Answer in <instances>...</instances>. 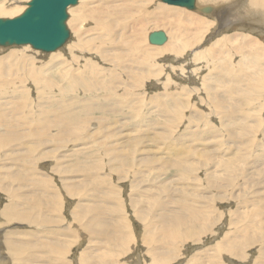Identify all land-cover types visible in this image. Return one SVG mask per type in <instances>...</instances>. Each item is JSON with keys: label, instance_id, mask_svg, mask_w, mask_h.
I'll list each match as a JSON object with an SVG mask.
<instances>
[{"label": "rangeland", "instance_id": "1", "mask_svg": "<svg viewBox=\"0 0 264 264\" xmlns=\"http://www.w3.org/2000/svg\"><path fill=\"white\" fill-rule=\"evenodd\" d=\"M28 1L0 0V18L19 15ZM230 1L205 4L215 7L212 15L196 11V16L211 22L210 30L197 36L188 25L197 21L196 16H174L170 9L162 13L160 0H146V6L79 0L67 10L70 38L56 51L44 53L30 45L0 47V136L12 140L0 149V209L9 203L5 193L23 199L28 188L38 194L50 189L35 210L33 224H25L23 231L36 234L32 243L40 254L25 264H59L62 258L43 252L40 233L50 235L54 246L70 248L64 256L68 264L147 262L142 234L154 239L155 257H166L170 264L264 260V77L246 81L243 92L237 83L249 49L239 41V28H220L213 16L221 10L234 13L230 8L234 0ZM81 2H87V8L75 21V7ZM16 5L21 9H14ZM100 19L105 29H99ZM161 29L170 39L166 49L152 47L147 39ZM225 34L233 40L230 47L211 45ZM254 36L264 42V36ZM169 52L180 55L175 60ZM199 52L200 59L195 60ZM260 56L261 65L264 53ZM215 64L222 67L218 77ZM15 70L21 84L11 83ZM233 83L237 84L230 97L221 94L215 99L236 104L234 116L245 120L247 128L244 139L227 143L224 121L209 112L205 92L220 94ZM245 97L255 110L244 117L238 102ZM232 120L227 123L229 132L234 129ZM220 150L227 151L226 158H220L224 154ZM234 153L240 158H233ZM174 157L182 161L178 167L161 165ZM32 167L39 170L34 176L48 179L27 181ZM131 200L137 202L135 208ZM83 209L87 211L80 212ZM178 213L193 217L179 230L163 218ZM89 230L104 235L92 238ZM168 231L179 238L170 239ZM234 243L241 247L233 257ZM0 254V263L14 264Z\"/></svg>", "mask_w": 264, "mask_h": 264}, {"label": "bare ground", "instance_id": "2", "mask_svg": "<svg viewBox=\"0 0 264 264\" xmlns=\"http://www.w3.org/2000/svg\"><path fill=\"white\" fill-rule=\"evenodd\" d=\"M115 1H132L134 3H138L140 6H146V0H112V2H115ZM217 1L218 2L223 1L222 5L226 4V2H227V4L231 2L230 0H196V4H195L196 9L195 10H187L183 7L167 5L165 3H162L163 5L159 4V8L162 11V13H165L166 9H170V10H173L174 16L180 15V14H185L188 17H194V16H196V11L200 12L199 9L201 7H203V5L209 4V2H217ZM2 3H0V5ZM83 3L84 2H81L79 4V7H78V5L75 7L76 11H77V13L74 14V16H73L75 21L77 20L79 13L81 15H84V13H85L84 10L87 8L88 3L87 2H85L84 4ZM197 3L200 6H198ZM2 6H3V4H2ZM2 6H0V9H3ZM20 6L21 5H19V6L16 5L14 9H16V7L18 8ZM210 6L212 7V13H216L217 11H215L216 9H214L215 7L212 5H210ZM71 7H73V6H71ZM71 7L69 6L67 8V10L70 11ZM230 8L232 11H234V13L233 12L229 13V11L221 10V11H218L219 15H213V16H215V19H216L214 21L216 23H220L219 24L220 28H223L226 26L232 27L233 25L236 26L237 28H239L241 30L239 33V34H241V39L239 41L245 43L249 49V55L250 56H245L244 60L242 61V66H244L245 70H239L242 72V75L237 78V83L243 85V88L241 90L243 92L245 90L244 86H245L246 81L258 80L259 77H261V76L264 77V64L260 65V60H261L260 53H262V52L264 53V42H262V40H259L260 37L258 39L256 36H254V33H256V35H258V36H262V37L264 36V0H245V1L244 0H234L232 2V5ZM20 9H21V7H20ZM22 10H23V7H22ZM212 13H210L209 15H212ZM197 14H198V12H197ZM200 15H204V14L201 13ZM200 15L196 16L197 21H190L188 24V25L194 27V29L196 30L197 36H201L209 28L210 23H211V22L205 20L207 18L201 17ZM205 15H207V14H205ZM66 25H69V18L66 21ZM105 28H106V26H105L103 20L100 19L99 29L102 30ZM210 28L208 29V31L210 30ZM156 31H162L165 33L164 29L156 30ZM156 31H152V32H156ZM246 31H249V32L247 33ZM148 35H147V39H148ZM165 36H166V40L163 44H161V45H151L150 44V45L156 49H166V47L170 46L171 43H170V39H169L167 33H165ZM214 43L219 44V47H230L233 44V40L228 38V35L225 34L220 39L213 42L211 45H213ZM177 48H179L178 45H177ZM206 49L207 48H205L203 51H205ZM176 55H180V54H178L177 52H169V56H171V57L173 56V59H175V60L177 58ZM200 56H201V53L199 52L195 55L194 59L195 60L200 59ZM17 64L22 67V70L25 74L29 75L30 77H33V75L30 73L29 69L26 67V64L23 61H18ZM197 69H200V68H197ZM213 70L216 71L215 77H218V76H220V72L222 71V67L220 64H215ZM181 73L182 72H180L179 74H181ZM190 73H191V71H190ZM193 73L194 72L192 71V74ZM13 74L16 76L17 71L16 70L13 71ZM194 74H196V73H194ZM235 75H236L235 72L231 73L230 75H228L226 77V81ZM34 79H35V82H39L38 79H36V78H34ZM11 83L21 84L22 79L20 77L16 76V80L11 81ZM237 83L231 84L230 87L225 86L224 89L222 90V93H220V94L217 91H210V92L206 91L205 92L206 97L210 103L207 105L210 108L209 112L211 111L213 114L218 115V117L222 121H224L223 128L227 131L228 136H229L228 137L229 140H227L228 141L227 143H229V141L230 142H236L239 140V138L241 139V137H243V139H244L246 137L245 130L247 128V122L243 119H240V118L234 116L235 111H236V104L230 102L226 98H220L217 100L215 98L220 96L221 94H225L227 97H230L232 94L230 89L234 86V84H237ZM193 91L196 92L197 90L196 91L193 90ZM233 91H235V90L233 89ZM248 103L249 102H248V99L246 97L241 98L239 100L238 106L243 111L241 113V115L247 114V116H249V115L251 116V114H253L252 112L250 113L249 111H252L255 109L250 108L248 106ZM256 104H258L259 107L261 106L259 104V102H256ZM258 105H256V108H258ZM194 111L196 113L198 111V109H195ZM200 113H201V111L199 112V114ZM239 117H240V115H239ZM201 118H202V116H201ZM204 118H202V120ZM231 118L233 119L231 121V125L234 126V129L230 130V132H229V130L227 128V123L230 121ZM198 119H200V118L198 117ZM234 119H238V120H234ZM239 126H241V127L243 126L244 128H240ZM5 136L8 138H12L11 134H6ZM11 141L12 140H6L5 138L0 136V149H4L7 145L10 144ZM248 148L249 147H245V149H244L246 156L249 154V152L247 154V151H246V150H249ZM226 152L227 151L221 152V150H220L219 153H224V154H222V156H220V158H226V156H225ZM240 152H242L241 148H240ZM232 157L233 158H240V156H238V154H236V153H234L232 155ZM176 158L177 157H174V160L171 158L173 161H169L166 159L162 162L161 165L165 166L166 168L178 167L182 163V161H181V159L175 160ZM243 158L246 160L245 157H243ZM2 160L3 159H1L0 161H2ZM162 168H164V167H162ZM38 171L39 170H37L36 172H38ZM34 172L35 171L33 170V167H32V170L30 171L29 175H27V177H26L27 181H32V180H43L44 181V180L48 179V178H44V177L38 178V177L34 176ZM30 174H32V177H28V176H30ZM186 179H188V178H186ZM182 181H183V179H182ZM189 181H190V179H189ZM190 184H192V183L190 182ZM28 190L30 191V193L27 194L26 197L23 199L20 198L19 196H17L16 193H13V192L5 193L4 194L5 196L8 195L9 203L6 205L5 208L2 207V209H0V252L3 253V258H6L5 259L6 261H7V258H11V260L13 261L14 264H25L26 260L28 262L29 261L34 262L37 258H39V255H40V254H38L36 244L32 243V240L34 237H36V234L34 232H31V231H23V230H25V229L27 230V227L25 226V224L31 225V224H33L34 220L37 218L35 216V210L39 204L43 203L49 197L50 189L43 190L40 194L35 192V190L33 188H28ZM144 190H146V189H144ZM167 190H169V189H167ZM105 191L107 192V190H105ZM105 191H103V192H105ZM170 191L173 194V190H170ZM174 192H175V190H174ZM102 193L99 194V196L101 197V200L104 199V198L102 199V196H101ZM99 196L97 197V199L99 198ZM247 200H249V198ZM184 201H182V203L178 202V204L183 205ZM250 201L252 202V199ZM96 202H98V200L94 201V204H96ZM187 202H185V203L187 204ZM131 203H132V205H134V208H135V204L137 202L133 200ZM248 203H250V202H248ZM253 205L254 204H252V206ZM239 208H240V206H239ZM236 210H237V208H236ZM240 210H239V212H240ZM85 211H87V209H83L80 212H85ZM229 213H231V212H229ZM250 213L251 212H249L248 214H250ZM187 215H189V214H187ZM235 215H237V214H235ZM189 216H190V218H186L183 213H178V214H172V215H169V216H166L163 218L166 220V222L170 226H172L174 229L179 230L181 227H187L186 225L189 224L188 220L193 218L191 215H189ZM249 217H252V216L250 215ZM45 221L50 223V227H51V222H52L51 218H47V219H45ZM214 224H215V222H214ZM22 226H24V227H22ZM121 227L124 229L126 227V225L124 223H122ZM7 228H13V230H8ZM89 233H91L92 238H94L96 235H104V231H101L100 233H96L95 231L89 230ZM40 234L42 237H44L42 240V243H41V248H42L43 252L44 253L55 252L62 257L60 259L59 264H68V260L65 262L64 256L68 255V251L70 250V248H68V246H66V244L61 245V246H54L52 244V242L49 240L50 235H47L46 233H40ZM167 235L172 240L179 238L174 232L168 231ZM141 237H142V239H141L142 245L141 246L142 247L144 246L146 248L145 249V255L150 259L147 262L143 260L142 264H170L169 260H167L166 257H159V258L155 257V252H154V249L152 248V246L155 242L154 239L148 240L144 234H142ZM127 240L128 239L125 238V241H127ZM67 245H68V243H67ZM240 247H241V245L239 243H234L231 246V249L234 251V252H232L233 257H234L233 254L235 252H238ZM142 249L143 248H141L140 250H142ZM176 253L179 254V252H176ZM41 255L47 256L46 254H41ZM80 261H79V264H80ZM215 261H219L217 259V257L215 258ZM36 263H37V261H36ZM0 264H9V263H8V261L7 262L2 261ZM224 264H226V263H224ZM259 264H264V260H261Z\"/></svg>", "mask_w": 264, "mask_h": 264}, {"label": "water", "instance_id": "3", "mask_svg": "<svg viewBox=\"0 0 264 264\" xmlns=\"http://www.w3.org/2000/svg\"><path fill=\"white\" fill-rule=\"evenodd\" d=\"M79 0H29L26 8L12 18H0V47L30 45L44 53L54 52L61 48L70 38L67 28V8ZM162 3L196 9V0H160ZM201 13H212V7L205 5ZM166 36L162 31L151 32L148 42L161 45Z\"/></svg>", "mask_w": 264, "mask_h": 264}]
</instances>
